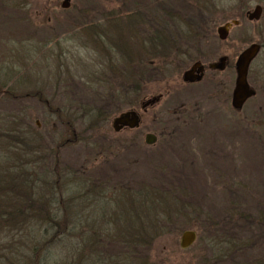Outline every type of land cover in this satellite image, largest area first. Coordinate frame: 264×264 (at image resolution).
<instances>
[{
    "label": "rangeland",
    "instance_id": "obj_1",
    "mask_svg": "<svg viewBox=\"0 0 264 264\" xmlns=\"http://www.w3.org/2000/svg\"><path fill=\"white\" fill-rule=\"evenodd\" d=\"M62 1L0 0V129L14 127L33 137L35 173L26 176L37 178L34 190L52 200L49 186L57 184L56 191L75 209L77 221L88 225L96 220L103 226L109 206L122 220L130 217L133 221L135 215L122 208L120 200L113 203L115 189L135 191L143 183L140 188L163 187L175 197L172 207H162L172 215L169 230L158 232L167 225L159 218L161 210L151 213L149 222L138 224L143 232L151 224L158 226L153 243L144 239L149 246H136L139 258L150 264H253L263 257L264 0H167L183 20L176 17V23H158L148 18V32L199 33L205 61L226 54L227 66L221 71L207 70L201 81L192 84L181 80L186 59L180 58L183 61L164 68L160 75L150 70L148 82L131 93L140 124L119 132L112 129V119L132 105L127 104L126 93L116 94L128 89V84L118 86L114 80L118 90L108 99L98 78L109 75L113 58V66H119L121 54L100 51L97 46L106 45L105 40L93 28L84 27L97 26L101 16L96 10L90 8L87 22L78 17L94 0H70L67 8L61 7ZM257 4L261 15L249 20L245 13ZM227 22L231 26L222 42L216 30ZM107 25L108 36L117 39L121 35L117 24ZM140 29L147 30L142 24ZM126 40L128 49H136V41ZM252 43L261 45L247 74L255 94L235 110L230 104L235 59ZM156 55L148 57L155 65L163 64L167 54ZM157 94H162L157 104L140 108L141 102ZM6 121L12 125L5 127ZM148 133L155 136L151 143L145 142ZM0 134L1 142L10 136L9 132ZM4 155L2 149L0 166L10 160ZM82 180H87L89 190L85 191ZM96 184L102 188L99 197ZM89 201L92 204L85 206ZM69 215L72 227L74 218ZM31 223L28 216L16 225L18 230L0 235V264H36L27 247L33 241ZM78 229L45 243L39 259L47 264L73 259L80 251L75 238ZM185 230L195 231L196 239L181 248L179 240ZM91 237L93 251L97 243Z\"/></svg>",
    "mask_w": 264,
    "mask_h": 264
},
{
    "label": "trees",
    "instance_id": "obj_2",
    "mask_svg": "<svg viewBox=\"0 0 264 264\" xmlns=\"http://www.w3.org/2000/svg\"><path fill=\"white\" fill-rule=\"evenodd\" d=\"M151 55L157 56L156 54ZM162 56L165 55L162 54ZM169 56L171 55L167 54L165 57ZM144 57L140 54L133 55L130 53H124L121 54V60L118 56L119 66H113L114 60L112 61V65L110 64L111 66L108 67L110 69L109 75H100L98 78L100 86L106 90V97L108 99L114 96L118 90L115 89L117 85L115 82L119 83L118 86H122L120 83L126 84L128 79L135 78L136 86L130 87L127 85L128 89H121L118 91V94H116V96H119L126 93L129 96L127 104L134 105L135 101L131 93L137 92V89L139 88L138 80L145 71ZM152 61L154 63L150 65L149 69L152 73L160 75L161 70H163V66L166 63L155 65L156 62L154 60ZM131 90L134 91L132 92ZM68 123L69 121L66 120V128H69L67 126ZM8 125H12V123L6 121L5 127ZM69 131H71V128H69ZM4 132H9L10 136L3 139V142H1L0 139V143H2L0 151L4 149L5 155L9 156L10 160L0 166V235L3 234L4 237L10 229L11 231L18 230L16 225L24 223V219L31 216L33 241L31 244L28 243L27 247L30 249L31 255L37 259L36 264H47V262L44 261V258L39 259V256L41 255L39 254L40 247L43 248L45 243L50 244L53 241L64 238L65 234L74 231L77 228L79 229L75 238L80 251L77 254L74 253L73 259H70L65 264H72V260L74 261V264H79L80 262V264H150L147 260H144V258L138 257V254H136V246L142 245L143 243L144 246H149V242L146 244L144 239H150L151 243H153L155 240L154 230H156L158 226L157 224H151V228L148 227L147 230L143 232L144 227L142 230L138 224H143L144 220L148 221L150 214L155 213V210L156 212L161 210L159 214L162 216H159V218L166 220L167 225H164L162 229L157 231L160 234H164L169 230L168 224L171 219L170 216L172 215H168V209L165 210L162 208L168 205L172 207L173 200H175V197L171 195L169 189H164L163 187H160L161 189L153 188L154 186H144V188H140L145 183L135 191L130 188L128 190L114 188V192L117 191V193H115V196L112 198L113 203L116 204V201L118 203L120 200L119 202L122 208L127 207L130 212L135 214L133 216V221L130 217L126 219L123 218V220L122 218L117 217L113 206H109V209H111L110 211L104 210L106 211L105 214L108 215V218L107 221L103 223V226H101V224H96V220L87 225L86 222H81V220L77 221L75 216L73 217L75 209H73V207L70 208L72 205L61 199V195L58 193L59 190L56 191L58 188L57 184H52V187L54 185V190L49 186L51 188V195L54 193L52 200L40 197L38 195V190H34L35 183L38 182L37 178L34 179L30 176H26V173H35V164L31 157L32 150L34 149L33 137L31 138L29 133L25 130H16L14 127L0 129V133ZM1 135L2 134H0V136ZM4 146L5 148H3ZM27 155L29 156V159L26 158L28 157ZM44 181L45 183H50V181ZM82 183L85 187V191L89 190L87 189V180H82ZM99 185L100 184H96L97 191L95 196L99 195V191L102 190ZM47 190L50 191L49 188H47ZM54 199L55 202H53ZM157 199L161 200V203H157ZM60 200L62 201L60 202ZM88 204L91 205V201L86 203L85 206ZM107 204L108 203H106V205ZM67 208H69L70 212H67L68 214L63 213L62 210L65 211ZM136 209H139L138 213L136 212ZM61 214L62 216H60ZM69 214L74 218L72 227L69 226L72 224V219L68 218V216H70ZM140 214L144 215L145 219L143 218L141 220L139 218ZM99 218L101 220V217ZM120 221H122V225L118 223ZM76 223L79 224L77 227ZM28 225H30V223H28ZM74 233L76 232L74 231ZM91 235L96 237L97 243L93 251H90L92 248L90 247V241H92ZM74 236L75 234H73V237ZM36 240H38V242ZM74 243L75 241H73V246ZM253 264H264V256L254 261Z\"/></svg>",
    "mask_w": 264,
    "mask_h": 264
},
{
    "label": "flooded vegetation",
    "instance_id": "obj_3",
    "mask_svg": "<svg viewBox=\"0 0 264 264\" xmlns=\"http://www.w3.org/2000/svg\"><path fill=\"white\" fill-rule=\"evenodd\" d=\"M63 1L61 2V7H63L62 6ZM94 1L97 4L93 3L91 7L85 8L84 10L80 11L78 17L81 18L82 21L87 22V18H89V15L87 14V12L90 10V8L93 10H96L98 14H100L101 20L98 22L96 27L95 26H91V27L84 26V27L87 29L93 28L95 30L96 35H98V37L99 36L102 37L105 40L106 45L100 44L99 46H97L99 47L100 51L104 52L105 54H111L114 56L119 55V54H124V53H130L133 55L135 54L145 55V57L143 58L145 62L144 63L145 71H144V74H142L138 80V86H142V84H146L148 82V77H150L149 68H150V65L154 63L148 57L151 54L171 55L169 57H166V59L164 60L163 64L164 63L166 64L163 66V69L164 68L169 69V66L174 67L178 64L177 62H180L179 60L186 59L184 63L185 69L182 71V74L185 70L190 69L194 63L198 62L199 65H201L202 72H203L201 80L205 76V73L207 70L210 69L213 71L214 70L221 71V70H224V68L227 66L229 59L226 54H223L221 56L226 57L225 67L223 69H217V68L210 67L211 64H214L215 62H217L221 56H219L216 61H209V62L205 61L206 57H204L201 54L202 52L200 50L201 40L198 35L199 33L190 32V31L188 32L170 31L169 34L161 33V34L156 35V31L154 34H150V32H148L149 30L146 25L147 23L146 21L148 20V18L158 23H167L170 20H172L173 23H176L175 21L176 19H174L176 17H178L179 20H183V17H181V14L175 12L172 6L170 7V5H168L167 0H115V1L114 0H94ZM66 2H67V6L63 8L69 7V4L71 3L70 0H66ZM107 2H110L111 4ZM108 23L109 24L116 23L117 27H119V32L121 35L118 36L117 39L108 36V34L106 33L104 28L109 26L107 25ZM139 23L140 25L138 26L134 25V24H139ZM141 24L147 30L141 31L140 29ZM136 31H140L141 34L136 33ZM154 35L156 36L154 37ZM126 38H131L134 41H136L135 43L136 49H130V48L128 49V43H127ZM163 38H165L166 40H164ZM226 39L227 38L220 39V40L223 42ZM182 74H181L182 82L186 84L187 83L192 84V83L183 81ZM126 84H128V86L130 87L136 86L135 78L128 79L126 81ZM153 97H157V99L153 103L142 107V104L144 102H141L140 108L143 109L147 106L149 107L154 106L160 101V99L162 98V94L151 96V98ZM151 98H148V99H151ZM136 105L137 103L135 101L134 105L129 110L136 111L139 117V124H140V120H141L140 114L136 109L137 107ZM137 127H134V128H137ZM123 129H131V128L124 126L120 128L118 131H115L114 129L113 130L115 132H119ZM148 134H151V133H148ZM151 135L154 141L155 136L153 134ZM146 137H147V134L145 136V142H146Z\"/></svg>",
    "mask_w": 264,
    "mask_h": 264
},
{
    "label": "water",
    "instance_id": "obj_4",
    "mask_svg": "<svg viewBox=\"0 0 264 264\" xmlns=\"http://www.w3.org/2000/svg\"><path fill=\"white\" fill-rule=\"evenodd\" d=\"M63 7L67 6L66 0L62 3ZM262 12V7L260 5H255L251 11L246 12V16L249 20H258ZM232 23H236V21H232ZM230 23H226L217 28V33L220 39H225L228 35V28L230 27ZM260 44L252 43L242 51H240L235 59V72L236 77L234 80V86L231 92L230 104L233 109L240 110L244 103L255 94V91L250 87L247 81L248 69L251 61L255 58L257 53L260 50ZM225 56H221L217 62L211 64L210 67L223 69L225 67ZM203 72L202 67L198 62L194 63L190 69L185 70L182 74V79L185 82L193 83L200 81L202 78ZM157 97H153L151 99L146 100L142 107L153 103ZM139 125V117L135 110H127L125 112H121L117 116L112 119V128L115 131H118L120 128L127 126L129 128H134ZM153 141V137L151 134H147L146 142L151 143ZM196 239V232L193 230H185L179 240V244L181 248H187L190 246L193 241Z\"/></svg>",
    "mask_w": 264,
    "mask_h": 264
}]
</instances>
